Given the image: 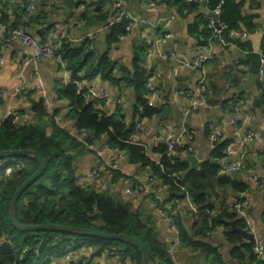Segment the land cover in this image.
I'll list each match as a JSON object with an SVG mask.
<instances>
[{
    "label": "trees",
    "instance_id": "trees-1",
    "mask_svg": "<svg viewBox=\"0 0 264 264\" xmlns=\"http://www.w3.org/2000/svg\"><path fill=\"white\" fill-rule=\"evenodd\" d=\"M75 1L78 5L82 4L81 0ZM85 1H87L85 4L92 9L82 15L81 21L89 28H102L105 22L120 11L113 8L112 0ZM149 1L158 6L162 4L168 11L182 16H187L197 6L195 0ZM202 3L207 11L219 8L218 21L225 27L221 39L225 43L234 44L242 53H251L250 43L247 40L231 38L230 32L254 33L257 29L253 22L255 16L243 13L242 3L238 0H203ZM35 11V8L33 12L25 8H17L11 22L1 13V26H5L7 32L23 28L32 31L30 24L33 22L32 15ZM207 23L208 20L197 21L194 25V38L200 50H205L215 39L213 32L207 29ZM108 27L109 32L105 37L107 52L88 51L90 47L88 42L73 47L62 45L56 51V56L60 58L64 68L72 73V78L68 85L57 83L54 86V99L56 102L66 104L67 109H70L66 113V120L72 123L74 135L55 125L58 113L48 112L46 102L43 100H30L32 121L22 125L19 121L15 123L14 116H17L15 114L7 117L0 124V153L14 150L31 151L45 163L43 174L29 185L17 200L15 208L17 223L21 226L53 225L124 235L136 240L145 248L149 255V264H172L167 253V245L156 236L151 214L133 212L130 204L122 199L121 190L113 191L110 187L112 183L122 178L128 179L137 192L139 188L158 183L165 189L161 195L156 192L157 190H149V193L144 194L146 195L144 198L149 202L158 205L161 201L163 208L168 203L186 196H189L193 202L192 235H189L188 230L181 224L178 212L169 211L178 244L212 257L214 264H224L217 250L199 239L204 235L208 237L212 232L222 228L225 230L228 242L239 245L232 247L230 251L232 259L239 264H264V261L257 260L252 252L253 241L241 244L239 234L232 232L231 222H234L236 228L245 229L243 220L237 217L234 204L222 207L218 215L212 216L214 207L210 205L205 194L212 188L214 182L220 189L229 187L240 194H246L252 188L235 173L220 174L219 161L225 158L228 142L215 144L213 160L202 162L192 170L189 162L183 157L186 148L179 149L175 146L173 157L167 158L166 146L155 144L153 152L159 156V160L154 162L148 156L144 144L130 141L137 133L136 126H143L145 122L159 118L165 104L147 106L146 84L152 73L143 65L147 51L145 41L141 40L134 51L131 68L119 67L110 58L109 51L110 47L118 44L119 37L129 35L128 21L124 20ZM260 53L264 56V36ZM239 63L243 64L244 61ZM117 72L121 73L119 78L116 77ZM76 73H82L83 77H77ZM97 77L115 88L118 98L122 96L123 90H132L134 104L128 119L122 112L123 106L119 99L114 102V114L105 111V103L101 101L86 102L83 99L82 95L88 91L82 86L83 81H91ZM205 88L207 96V86ZM256 88L260 90L259 100L264 111V83H257ZM158 92L160 93L159 90ZM163 101L167 103L165 97ZM233 101L236 105L234 111L242 101V93L236 94ZM49 125L51 133L47 134L46 127ZM81 133H85L86 137L78 140ZM88 145L92 146L91 151L95 150L96 145L101 149L104 145L110 149H117L128 157L130 164L138 166L145 173L144 179L140 180L134 175L126 176L117 168L105 170L111 178L103 182L102 188L81 185L80 177H76L77 163L90 152ZM260 156L264 157V153L262 152ZM2 162H0V264H53L64 260L68 255H72L75 260L76 254L86 251L90 254L89 259L77 258L70 264H95V259H114L119 264L141 263L140 252L125 242L56 231L16 230L9 220L10 202L14 192L36 171L37 163L26 157L8 159L7 165L15 166L20 163L23 169L14 170L9 178H5ZM250 167V163L246 161L244 170ZM163 193H165L164 198H162ZM156 196L159 199H156ZM242 201L245 199L238 198L234 203ZM150 212L153 213L152 210Z\"/></svg>",
    "mask_w": 264,
    "mask_h": 264
},
{
    "label": "crops",
    "instance_id": "crops-1",
    "mask_svg": "<svg viewBox=\"0 0 264 264\" xmlns=\"http://www.w3.org/2000/svg\"><path fill=\"white\" fill-rule=\"evenodd\" d=\"M22 1L0 0V14L3 13L11 22L16 9ZM30 1L36 9L34 16L32 15L33 22L30 24L31 32L33 37L43 45L51 44L56 40L58 32L56 28L62 30L65 27L67 32L74 38L81 37L85 33L96 29L86 27L85 23L81 21L82 15L92 9L85 4L87 2L85 0H81L82 4L80 5L75 0ZM238 1L242 3L241 10L243 13L248 16H255L253 22L257 26L254 33H244L245 39L242 41L247 40L252 47V52L259 53L262 37L264 36V0ZM119 3L120 11L135 18H145L151 24H155L160 18L167 16L169 12L171 13L167 8L158 5L150 6L149 0H120ZM190 12L187 16L177 14V17L170 23L169 31L172 37L162 47V52L173 54L177 60L185 62H191L195 55L202 51L215 54L216 58L206 66L205 76L208 94L207 96H200L196 92V83L200 78L198 72L181 67L170 58L154 60L146 70L160 74V78H157L154 84L157 92L159 90L160 93H158L162 97L160 105L165 104L164 108L167 107L168 112L166 116L161 114L159 118L143 124L145 133L142 135L141 143L146 146L150 159L157 162L159 156L153 152L155 138L158 135H179L182 141L177 145V148L187 149L191 147L192 155L197 158L199 165L202 162L213 160L214 146L207 139L205 130L206 124L213 123L222 128L223 142H228L229 147L236 149L240 139L236 134V128L230 124V118L233 114V108L236 106L233 98L236 94L242 93V101L239 104L241 110L240 127L243 130L257 132L261 137V141L256 144L246 143L243 152L233 155L229 160L231 162L240 161L244 166L246 161L250 163L251 167L245 168L246 170L243 174L235 173L240 179L242 178L244 182L249 184V178L252 175L260 178L264 177V157L260 156L262 152L264 153V124L262 123L264 111L262 108L257 109L253 106V100L257 96V81L254 87H246L250 62L244 58V55L248 53H242L232 47L223 48L215 39L208 44L205 50H200L194 38V25L197 21L207 20L208 11L203 3L197 2L195 10ZM113 18L107 22H110ZM102 26L104 30L99 34L95 45L98 53L107 52L108 49L105 37L109 32V27ZM99 28L97 27V29ZM145 31L148 38L156 35V31L153 29L147 28ZM141 40H143V37H141L140 31L138 29L131 30L129 35L121 42H118L115 47H110V58L119 67L130 69L133 53ZM20 48L22 50V45L19 41L9 42L0 32V58L2 59L0 64V114L3 117L9 112L16 114L21 125L27 121H32L33 115L30 112V100H39V94L37 92H28L18 95L15 91L21 86H31L36 79H39L43 83L47 95L46 106L48 111L57 112L58 116L56 119L60 122L61 128L74 135L72 123L66 120V104L56 102L53 93L54 86L57 83L68 85L71 82L72 73L64 68L59 58L42 60L39 63H25L31 57L32 51L24 49L22 50L23 54L20 56L18 55ZM239 55L240 57H238ZM240 61H244V63H239ZM120 76L121 73L117 72L116 77L119 78ZM82 86L92 90L94 94L106 93L108 95L104 107L105 111L111 110L114 107L115 100L119 99L123 106L122 112L126 118L128 119L132 114L134 104L132 90H123L122 96L118 98L116 89L98 77L91 81H83ZM163 97L167 99V103L163 101ZM192 102L196 103V109L184 120L183 110ZM46 133H51L50 125L46 127ZM100 151L101 147L96 145L94 151L90 150L87 155H84L78 161L76 177H80L79 183L81 185H86L84 175L88 171L98 168L100 163H108L112 160L113 156L111 154H99ZM187 156L189 155L183 152L185 159ZM225 162V159L220 160L219 166L222 168ZM118 168L126 175L137 176L140 180L144 179L145 173L138 166L130 164L126 155H122L118 161ZM211 187L205 194L209 193V196L206 195V197L210 205L214 207L212 216L218 215L220 210L222 211V207L234 204L236 199L242 196L248 202V208L245 210L243 218L237 215L238 219L243 220L245 225V229L241 230L251 234L253 236L252 240H261L264 244V194L253 188L246 194H240L229 187L220 189L215 182L212 183ZM147 188L148 190H157L156 192L160 195L163 191L158 183L147 185ZM164 195L165 193H163L162 198L165 197ZM144 197H146L144 194L135 197L122 195V199L130 204L133 212L151 214L155 223L157 238L169 248L177 240L175 228L170 223L151 213L149 200ZM214 205L218 206L219 210ZM193 211L192 199L189 196L182 198L177 212L181 219V224L188 230L189 235L193 234ZM199 239L216 249L224 264H239L238 261H235L230 256L232 247L239 245L230 244L227 240L228 238H226L225 230L222 228L212 232L208 237L204 235ZM241 242V244H245L242 238ZM174 255L181 264H214L212 257H207L201 251L188 248L182 244H178L174 248ZM74 258L75 260L77 258L89 259L90 254L86 251L76 254ZM94 263L119 264L114 259H95ZM60 264H66V262H61Z\"/></svg>",
    "mask_w": 264,
    "mask_h": 264
},
{
    "label": "built area",
    "instance_id": "built-area-1",
    "mask_svg": "<svg viewBox=\"0 0 264 264\" xmlns=\"http://www.w3.org/2000/svg\"><path fill=\"white\" fill-rule=\"evenodd\" d=\"M114 2V8L120 9V0H112ZM192 1V0H188ZM197 2H203V0H196ZM150 6H155L156 4L154 2L149 1ZM160 7L166 8V6L159 4ZM20 9H27L29 12L34 11V4L30 0H23L21 4L18 6ZM208 14H214L217 16V20H213L211 18H207V29L211 30L213 32V36L219 40L220 45L223 48H235V45L232 43H225L221 39V33L224 30V26H222L218 21L219 16V8H216L213 11H208ZM177 17L176 13L169 12V14L165 17L160 18L155 24H151L147 19L145 18H135L130 16L129 14L119 11L118 14L109 22V24H118L122 21L126 20L128 21V28L131 32L133 29H138L140 31L141 37H143V40L146 43L147 51L144 57V68H148L150 64L154 60H166L168 58L174 60L178 63L181 67H184L188 70H191L193 72H198L200 74V78L198 82L196 83V92L200 96L206 95V66L216 58L215 54H212L210 52H200L195 55V58L192 59L191 62H185L181 60H177L173 54H165L162 52V47L169 41V39L172 37L171 32L169 31L170 23ZM217 24V26H216ZM150 28L156 31V35L154 37H146V29ZM57 37L54 42L51 44L43 45L40 42H38L32 35V32L27 29H14L11 31H6L5 26L0 25V32L3 36L6 37L7 41H19L22 45V50L29 49L32 51L31 57H29L28 60H26L25 63H39L42 60L52 59V58H59L56 56L57 49L62 45H69V46H79L84 42H88L90 44V47L88 51L96 53V44L99 38V34L104 30L103 28L95 29L91 32L85 33L81 37L74 38L72 37L66 30V28H62V30L56 28ZM231 38H237V39H245L244 34H239L236 32H230ZM125 37H119L118 42H121ZM21 48L18 50V55H22L23 51ZM260 54L261 59V67L259 68L257 75H256V81L257 83H264V56ZM60 60V58H59ZM2 63V59L0 58V64ZM61 63V61H60ZM62 64V63H61ZM146 66V67H145ZM76 76L79 78H82V73H76ZM157 78H160V74L158 72L152 73V77L148 80L146 84V90L148 92L147 96V106L154 107L156 104H160L162 102L161 95L157 92L155 87V80ZM16 94L22 95L28 92H37L39 94V100H43L46 102L47 95L44 90L43 83L36 79L35 82L31 86H21L16 89ZM260 90L256 88V97L259 98ZM83 99L86 102H90L92 100H98L103 103H105L108 99V95L106 93L101 94H94L92 90H88L86 93L82 95ZM46 109L48 111V108L46 106ZM196 109V103L192 102L187 108L183 110V117L184 120L192 114ZM70 109H66L65 113H67ZM49 112V111H48ZM109 114H114V107L107 111ZM14 116L13 113L9 112L7 113L2 121L6 119L9 116ZM240 119H241V110L239 107L235 108L233 111L232 117L230 118V124L234 128H236V134L239 136V143L237 145L236 149H232L231 147H228L225 150V164L220 170V174L222 175H231L233 173H244V166L242 162H231L229 159L235 155V154H241L243 152L244 146L246 143H258L261 141V137L257 132H253L250 130H243L240 127ZM0 121V124L1 122ZM18 117L14 116V122L17 123ZM262 123L264 124V116L262 117ZM55 125L61 127L60 122L56 119ZM137 133L134 137L131 138V142L135 144H142L141 138L142 135H144L145 130L144 127L141 125L136 126ZM207 139L209 142L214 146L215 144L222 142L224 139L223 130L220 126L215 125L213 123H208L205 126ZM74 132V129L72 130ZM72 134V133H70ZM85 133H81L78 137V140H81L85 138ZM182 141L181 136L173 135V134H167V135H158L155 138V144H163L166 146V157L171 158L173 157L175 146L179 145ZM88 149L92 150V146L88 145ZM103 153H109L113 156L112 160L108 163H100L98 168L94 170L88 171L84 175V182L86 185H93L97 188H102L103 182L108 181L111 176L108 175V173H105V170L109 169H117L118 168V161L122 157V154L117 149H110L106 145H104L99 152V154ZM186 154L192 155V148H187L185 151ZM223 159V160H224ZM1 166L4 168V176L5 178H9L14 170H21L23 169L22 164L18 163L15 166L7 165L6 160L2 162ZM127 176V175H126ZM138 178V177H137ZM139 179V178H138ZM249 184L253 189L259 190L262 194H264V177L260 178L257 176L252 175L249 178ZM111 189L113 191H119L121 190L123 196L127 197H135L137 195L141 194H147L149 193V190L147 187H142L138 189V192L133 189L132 183L126 179L122 178L116 183H112L110 185ZM161 189L164 190L165 187L161 186ZM239 199H242V196H239ZM156 199H159L158 196H156ZM180 205V200H174L172 203H168L164 208L162 207L161 201H159V204L156 205L155 203L149 202V209L153 211V213L164 220L167 223H170V225L173 227L171 217L169 215V211L171 213L177 212V209ZM248 208V202L242 201V202H236L234 203V210L237 212L238 216L241 218L244 217L245 210ZM264 221V218H263ZM253 241V247L252 252L257 260L264 261V244L261 240H251ZM178 245V240L172 246H170L167 250V253L169 255V258L172 262V264H181L177 258L174 255V248ZM61 262H66V264H70L72 262H75L72 255H68L64 258L62 261H56L53 264H60Z\"/></svg>",
    "mask_w": 264,
    "mask_h": 264
},
{
    "label": "water",
    "instance_id": "water-1",
    "mask_svg": "<svg viewBox=\"0 0 264 264\" xmlns=\"http://www.w3.org/2000/svg\"><path fill=\"white\" fill-rule=\"evenodd\" d=\"M208 18H211L213 20H217V16L214 14L209 13ZM104 27L109 26V22H105ZM217 26V24H216ZM218 27V26H217ZM216 42H219L217 38H215ZM240 57V55L238 56ZM244 58L247 59L250 62V67L248 69V78L246 81V87L252 88L255 85L256 82V75L261 67V59L260 54L257 52H251L246 55H244ZM253 106L255 108H261L260 100L258 97H256L253 100ZM168 112V108L165 107L162 112V116H166V113ZM3 116L0 114V121H2ZM254 144V143H253ZM19 157H26L30 158L33 161L37 163V169L36 171L14 192L10 207H9V220L11 225L18 231H24V232H30V231H56V232H65L74 234L77 236H86V237H96L101 239H107V240H115V241H121L128 243L132 246H134L141 254V263L140 264H149V255L148 252L145 250V248L136 240L124 236V235H112L107 233H101V232H95V231H89V230H83V229H73L68 227H62V226H21L17 223L16 217H15V208L16 203L19 198V196L22 194V192L33 182H35L44 172L45 169V163L44 161L34 152L31 151H23V150H14V151H5L0 153V162L5 161L11 158H19ZM186 160L190 164V169L194 170L198 167V160L194 155H189L186 157ZM207 196H209V193H206ZM214 204V203H212ZM215 206V205H214ZM217 210L218 206H215ZM232 231L238 233L241 238L243 239V243H247L253 239V236L249 234L248 232L238 229L235 227L234 222H231Z\"/></svg>",
    "mask_w": 264,
    "mask_h": 264
}]
</instances>
